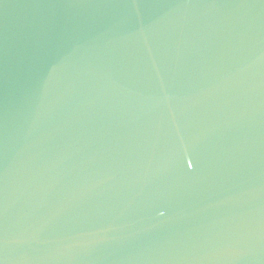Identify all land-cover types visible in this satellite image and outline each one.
Instances as JSON below:
<instances>
[{
    "label": "water",
    "instance_id": "95a60500",
    "mask_svg": "<svg viewBox=\"0 0 264 264\" xmlns=\"http://www.w3.org/2000/svg\"><path fill=\"white\" fill-rule=\"evenodd\" d=\"M0 264H264V0H0Z\"/></svg>",
    "mask_w": 264,
    "mask_h": 264
}]
</instances>
